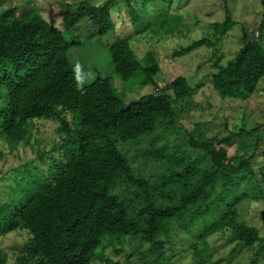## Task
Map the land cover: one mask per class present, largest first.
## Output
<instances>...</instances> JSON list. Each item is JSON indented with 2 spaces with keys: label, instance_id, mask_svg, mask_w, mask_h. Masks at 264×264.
Segmentation results:
<instances>
[{
  "label": "trees",
  "instance_id": "obj_1",
  "mask_svg": "<svg viewBox=\"0 0 264 264\" xmlns=\"http://www.w3.org/2000/svg\"><path fill=\"white\" fill-rule=\"evenodd\" d=\"M61 1L59 26L37 10L19 15L15 6L0 9V142L11 149L31 147L36 157L32 168L22 166L23 172L16 179L18 187L25 185V194L16 203L0 202V236L14 231L29 236L18 248L15 264L106 262V251L119 252L117 247L123 246L127 237H138L148 245L147 258L154 259L145 264H162L169 260L166 254L175 231L190 234L195 222L201 223V229L191 243L194 264H218L210 261L208 244V238L216 233H228L231 242L253 250L248 264H263L264 236L258 228L239 222L237 205L248 195L237 193L248 178L264 183V136L255 140L251 155L244 149L246 154L228 158L227 149L236 140L264 130V123L250 129L242 127L224 139L206 136L200 126L186 131L189 146L202 152L209 166L199 168V161L193 160L183 170L163 174L159 184L152 186L133 173L121 148L155 134L159 127L169 130L177 117V104L203 85L193 86L179 76L160 89L162 69L156 53L149 50L140 58L133 49L134 38L140 34L115 36L106 45L121 80L156 88V92L128 103L120 98L110 77L98 75L88 85L78 82L69 58L70 48L81 44L75 30L84 19L90 21L98 38H105L116 32L113 14L121 11L124 2L131 26L142 25V35L154 36L156 32L150 29L154 25L160 30L156 37L162 39L175 36L185 24L171 12L184 3ZM163 3L167 8H161ZM225 13V20L213 23L216 30L209 33L216 41L201 38L180 47L174 55L211 49L213 64L208 81L212 88L223 99L245 100L264 78V45L258 39L264 19L257 38L243 30L242 48L224 65L215 46L235 26L227 4ZM41 120L57 123L58 139H52L51 146L44 145L42 136L35 137L46 124ZM157 140L154 137L146 155L163 162L166 146L155 148ZM259 151L262 162L256 169ZM122 189L130 195L120 197L116 192ZM193 206L198 209L189 212ZM146 256L141 254L142 259ZM7 262L6 253L0 251V264Z\"/></svg>",
  "mask_w": 264,
  "mask_h": 264
},
{
  "label": "rangeland",
  "instance_id": "obj_2",
  "mask_svg": "<svg viewBox=\"0 0 264 264\" xmlns=\"http://www.w3.org/2000/svg\"><path fill=\"white\" fill-rule=\"evenodd\" d=\"M29 0H0V9L6 7H18L19 15L32 9L39 11L50 23L59 26L60 10L64 2L61 0H33L27 5ZM102 2L103 0H92ZM179 1V0H177ZM182 7L172 10L174 15L180 16L185 24L179 28L175 36L167 38L156 37L160 30L154 25L150 29L155 35L144 32L142 25L131 26V18L126 10L125 3L120 5L121 11L113 14L117 30L108 34L105 38H98L94 33V28L88 19H84L76 27L75 36L81 44L70 48L69 58L75 67L76 79L82 84H91L98 75L110 77L120 98L128 103L140 98L142 95L156 92L152 85L141 87L135 80L123 81L114 72L112 60L107 44L112 43L115 36L126 37L135 34L133 49L136 55L142 58L147 51L153 50L161 66L158 85L162 89L168 82L179 76H184L193 86L202 84L203 87L191 94L189 98L177 104V117L169 130L159 127L158 131L140 140L124 145L122 152L128 157L133 173L149 181L152 186L159 184L158 180L165 174L180 171L185 165L193 160L199 161V168L209 166L208 161L203 158V153L192 149L188 144L186 131L195 130L196 126L203 128L206 136L216 139H224L232 131H237L244 127L250 129L256 124L264 123V78L259 82L256 91L245 100L223 99L212 88L209 83V74L212 71L213 52L211 49H198L191 54L182 57H175L174 53L180 47H186L193 41L207 38L215 32L212 24L223 22L226 18L225 5H228L230 17L235 22V26L224 38L221 44H216L219 50L217 56H221L222 64H226L233 59L236 52L242 46L243 30H246L250 37L257 38V31L260 30L263 22L264 7L262 0H180ZM132 0L131 4L134 5ZM187 2V3H186ZM161 8H167L165 3ZM180 6V3L177 4ZM160 8V9H161ZM148 21L143 23L146 24ZM183 24V21H182ZM150 26V24H149ZM262 41L264 45V29H261ZM210 33V34H209ZM209 39L216 41L214 37ZM44 126L39 128L40 135L35 132V137L41 138L44 145L51 146L52 139L57 140V123L45 121ZM158 138L155 148L166 146V159L163 162L156 156L146 155L151 148L154 137ZM264 130H260L252 137H245L241 141L238 139L232 147L227 149L228 158L236 155L253 154L255 140L263 138ZM241 148V150H240ZM246 149V151L244 150ZM0 202L16 203L25 194V185L17 186V178L23 172L22 166L28 164L32 168L35 154L31 147L19 145L16 149L3 146L0 142ZM154 154V153H153ZM260 151L257 153L255 168L261 166ZM21 167V169H20ZM32 191L30 195L33 193ZM120 197L129 196L126 189L117 190ZM245 193L244 198L238 205L239 222L256 227L264 236V183L258 179H246L239 187L237 195ZM159 202L162 199L157 197ZM197 207H189V212H195ZM212 222V220H209ZM201 223L195 222L193 232L190 234L184 230H177L173 235L172 242L166 256L168 261L162 264H194L191 243H194L193 235L198 234ZM29 236L23 231H14L0 236V251L6 253L7 264H15L18 255V248L22 247ZM123 246L109 249L105 253L106 262H96L92 264H145L151 262L154 256L148 257V245L143 244L138 237H127ZM209 254L211 262L218 264H248L254 256V251L240 247L236 242L229 240V234L216 233L208 238ZM134 254L132 257H128ZM141 254L147 255L146 260L141 258ZM263 264L264 260L262 259Z\"/></svg>",
  "mask_w": 264,
  "mask_h": 264
}]
</instances>
